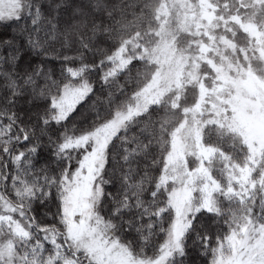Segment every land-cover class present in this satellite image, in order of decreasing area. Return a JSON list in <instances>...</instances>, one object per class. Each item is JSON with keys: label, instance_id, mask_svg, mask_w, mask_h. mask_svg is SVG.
Masks as SVG:
<instances>
[{"label": "clouds", "instance_id": "clouds-1", "mask_svg": "<svg viewBox=\"0 0 264 264\" xmlns=\"http://www.w3.org/2000/svg\"><path fill=\"white\" fill-rule=\"evenodd\" d=\"M33 3L40 10V16L46 19V9L51 6L45 0H33ZM69 6L79 7L85 13L87 18L83 29L79 38L75 35L71 37L67 46L61 40L59 49H52L61 62L59 74L51 71L48 79L36 84L45 89L43 98L47 101L51 97L61 102L65 85L82 91L75 92L71 103H61L66 113L63 120H54L58 109L49 106L37 117L40 128L46 132L50 130L54 137L58 154L65 152L66 145L69 146L68 159L77 168L85 158L94 155L102 158L97 165L99 174L94 181L88 226L79 235L69 230L61 211L66 195L63 169L53 172L43 181L17 184L7 197L8 204L21 216L33 213L37 204L42 205V216L33 219L28 226L29 239L35 243L22 241L26 247L20 248L16 244L19 238L14 239L12 234L0 240V244L12 241L15 245L13 259L5 258L2 264H13V261L15 264H101L98 250L107 248H111L112 252L126 249L132 255L133 264L149 259L154 261L160 255V249L157 246L155 253L149 256L147 244L154 236L162 244L176 220V213L168 199L176 185H161L156 171L160 164L159 155H166L173 132L186 119L184 108L195 104L198 93H192L194 98L191 102L187 99L181 101L177 100V96L184 93L174 89L159 98V103L147 104L143 98L156 94L158 88L165 86L164 82L156 84L153 80L160 70V65L153 60V50L161 45V38L142 36L143 28L132 29L122 35H114L111 43L99 53L94 51L96 45L87 40V31L99 25H105L106 30L110 29L115 34L120 18H127L130 13L138 16L139 10L129 9L125 0H104L99 5L91 0H75ZM231 7L245 23L259 22L264 31V4L258 6L259 16L256 15L257 7L250 0H240L239 6L233 4ZM220 14L230 16L234 13L222 8ZM230 27L237 51L221 50L217 63L224 64L222 57L227 56L231 63L239 66V49L247 50L250 45L247 34H240L236 25ZM153 31L158 29L154 26ZM221 35L229 34L224 32ZM81 39L84 40L82 46ZM129 41L133 42L131 48ZM141 41V46H134ZM184 42V37L177 41L179 44ZM122 49H129L125 57L128 63L117 72L116 53ZM200 72L206 74L209 80L217 75L205 65H201ZM260 74L264 76V70ZM41 75L44 73L41 72ZM192 87L195 88V85ZM53 124L55 127H52ZM133 153L136 155L133 156ZM244 163H247L246 154ZM74 171L76 169L72 168L68 173L69 179ZM221 183L222 189L215 197L213 211H205L201 198L193 199L192 208H200V211L189 212L183 217L184 235L180 249L170 252V255L184 259H173L167 264H217L218 255L225 259L232 257L233 252L226 238L238 231L237 219L240 224H245L249 216H252L253 222L258 220L259 227L245 255L255 250L257 240L264 245V215L259 212L252 215L253 208L264 212V162L254 168L249 186L245 189V195L250 200L240 203L233 194L221 199L226 187ZM111 189H116V192L113 194ZM75 219L80 222L79 217ZM45 243L49 246L45 247ZM35 249H40V252ZM193 256L195 260L191 259ZM256 259L259 262L264 257L257 256Z\"/></svg>", "mask_w": 264, "mask_h": 264}, {"label": "rangeland", "instance_id": "rangeland-1", "mask_svg": "<svg viewBox=\"0 0 264 264\" xmlns=\"http://www.w3.org/2000/svg\"><path fill=\"white\" fill-rule=\"evenodd\" d=\"M16 2L8 0L9 4ZM250 2L257 7L256 15L259 16L258 6L264 4V0ZM4 3L5 0H0V5ZM20 3L23 4V16L27 5L24 0H20ZM239 3L240 0H160L156 8L158 31H153L152 36L161 38L162 42L153 50V60L160 65L153 80L156 84L164 82L165 86L143 99L147 104H156L159 98L174 89L184 93L177 96V100L187 99L191 102L194 98L192 93L198 95L192 107L184 108L186 119L173 132L163 161L161 183L165 186L176 185L168 196L176 220L165 242L159 246L160 255L154 261L143 260L137 264H158L165 251L171 252L177 243L181 245L183 217L189 212L200 211V208H192L193 199L201 198L202 207L213 211L215 197L222 189L221 182L226 185L225 195L221 199L228 194L235 195L240 203L251 199L246 197L245 189L249 186L254 168L264 162V76L260 74L264 70V31L259 22L243 21L236 9L231 7L233 4L239 6ZM222 8L234 14L221 15ZM15 20L0 19V23ZM231 25L238 26L240 34H247L250 45L247 50L239 49V66L231 63L227 56L222 57L224 64L217 63L221 50L237 51ZM224 32L229 35L222 36ZM181 37L185 38L183 44L177 43ZM128 44L129 48L133 46L132 41ZM128 50L122 49L116 53V71L128 62L125 58ZM201 65L217 74L213 80L200 72ZM213 116L215 118H210ZM68 147L65 146L66 149ZM101 160L100 156L95 155L85 158L78 168L75 167L76 171L71 172V178L67 173L63 180L66 195L62 200V213L70 232L75 235L88 226L94 181L99 174L97 165ZM3 186L0 177V188L3 189ZM258 212L264 215L258 208L252 209V215ZM12 213L16 214L15 219ZM21 217L23 223L20 222ZM77 217L80 218L79 223L75 219ZM29 225V220L10 206L0 192V240L12 234L14 239L19 238L17 245L28 241L26 231ZM236 226L238 231L226 238L233 256L225 259L218 255L217 264H264V259L259 262L256 259L257 256L264 257V245L259 240L255 242V250L245 255L257 234L258 220L253 222L252 216H249L245 224H240L237 219ZM98 255L101 264H133L132 255L126 249L118 252H112L111 248L99 249ZM0 256V263L5 258L13 259V256L3 252H0ZM177 257L164 256L163 264Z\"/></svg>", "mask_w": 264, "mask_h": 264}, {"label": "trees", "instance_id": "trees-1", "mask_svg": "<svg viewBox=\"0 0 264 264\" xmlns=\"http://www.w3.org/2000/svg\"><path fill=\"white\" fill-rule=\"evenodd\" d=\"M24 2L27 11L23 16L9 23H0V177L4 185L0 192L6 200L17 184L43 181L61 169L65 178L66 174L76 167L75 163L68 159L66 148L65 152L57 153L55 139L50 130L46 132L40 128L37 114L47 107L48 101L43 98L45 89L37 87V84L48 79L51 71L59 74L61 62L52 49L58 50L61 40L67 46L71 37L75 35L79 38L87 17L79 7L69 6L73 5L75 0H45V3L51 6L46 9V19L40 16V10L34 6L33 0ZM91 2L99 5L104 0ZM125 2L129 9L137 8L140 14L135 16L130 13L127 18L122 16L119 23H116L115 34L111 33L110 29L106 30L105 25L87 31V40L96 45L94 51L103 52L114 35H122L132 29L143 28L142 36H152L153 27L156 28L157 25L156 8L160 0ZM137 40H140V37H137ZM83 42L81 39V46ZM41 72L44 75H41ZM24 133L31 136V142L27 145H24ZM33 148L35 151H30ZM164 158L165 155H159L160 164L156 168L160 183ZM111 191L114 194L116 189ZM42 207L37 204L33 213L24 216L30 225L33 219L42 216ZM26 233L29 236V231ZM27 242L34 243L29 237ZM18 245L20 248L26 247L24 242ZM160 245L158 237H152L146 248L148 255L153 254ZM48 246L49 243H45V247ZM35 251L40 252V249ZM29 254L31 255V250ZM183 259L182 256L176 258ZM191 259L195 260L196 257Z\"/></svg>", "mask_w": 264, "mask_h": 264}, {"label": "snow or ice", "instance_id": "snow-or-ice-1", "mask_svg": "<svg viewBox=\"0 0 264 264\" xmlns=\"http://www.w3.org/2000/svg\"><path fill=\"white\" fill-rule=\"evenodd\" d=\"M22 13H23V4L20 3V0H17L15 4H9L8 0H5V3L3 5H0V19H12V18L19 19ZM72 75L75 76L76 73L73 72ZM76 91H78V89H73L70 85H65L64 96L61 102H58L56 99L51 97L48 98L47 106L58 109L56 114L53 116L54 120L59 122L65 118L66 113L63 111V108L61 107V103H71L72 98L74 97ZM45 127H47L46 123H45ZM24 137H25L24 145L29 144L31 142V136H29L27 133H24ZM30 151H35V149L34 148L30 149ZM4 215H8V213H4ZM11 215L13 216V219H15L16 214L12 213ZM20 222L23 223L22 217ZM174 247L177 250L180 249V245L178 243L175 244ZM0 252H3L8 256H14L15 254L14 243L12 241H9L7 244L0 245ZM167 255H170V252L165 251L164 256ZM164 256L161 257V260L158 262V264H163ZM0 258H2V256H0Z\"/></svg>", "mask_w": 264, "mask_h": 264}]
</instances>
